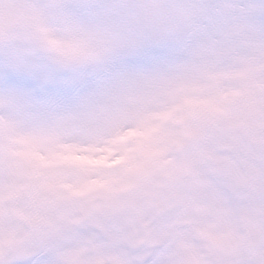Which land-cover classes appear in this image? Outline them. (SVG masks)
Instances as JSON below:
<instances>
[{
    "label": "clouds",
    "instance_id": "clouds-1",
    "mask_svg": "<svg viewBox=\"0 0 264 264\" xmlns=\"http://www.w3.org/2000/svg\"><path fill=\"white\" fill-rule=\"evenodd\" d=\"M0 264H264V0H0Z\"/></svg>",
    "mask_w": 264,
    "mask_h": 264
}]
</instances>
